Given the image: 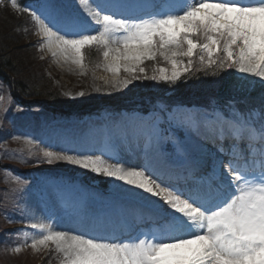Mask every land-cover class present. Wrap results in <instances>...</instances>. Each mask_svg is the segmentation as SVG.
<instances>
[{
  "label": "snow or ice",
  "instance_id": "6c2138e0",
  "mask_svg": "<svg viewBox=\"0 0 264 264\" xmlns=\"http://www.w3.org/2000/svg\"><path fill=\"white\" fill-rule=\"evenodd\" d=\"M78 5L73 12L63 0H0L30 17L40 50L70 71L86 75V61L96 51L102 58L97 68L106 73L99 79L108 89L143 80L174 86L193 71L228 69L241 74L238 91L264 84V0ZM4 100L0 95V111L7 110ZM23 142L28 157L19 162L27 164L38 145L33 138ZM69 142L77 147L45 145L35 163L64 162L120 182L114 187L121 200L98 210L63 181L41 178L29 187L13 176V198L39 197L27 219L35 230L27 245L33 250L54 252L58 264H264V93L248 109L164 105L147 120L113 121ZM133 150L143 160L138 166L122 159Z\"/></svg>",
  "mask_w": 264,
  "mask_h": 264
},
{
  "label": "trees",
  "instance_id": "16d2710c",
  "mask_svg": "<svg viewBox=\"0 0 264 264\" xmlns=\"http://www.w3.org/2000/svg\"><path fill=\"white\" fill-rule=\"evenodd\" d=\"M21 3L31 4L32 0H21ZM34 36L35 27L30 17L16 13L10 7L0 6V95L5 97L3 106L7 109L0 111V141H5L2 134H13L17 125H22L20 121L13 119L19 110L23 115L30 116L35 115L33 109L38 108L49 119L53 116L93 113L108 106L117 110L133 109L132 105L127 104L130 101H135L136 106H142V112L164 105L168 108L184 106L204 109L209 105L224 106L229 103L248 109L257 106L259 97L264 93V84L260 82L253 83L246 91L236 90L234 85L239 82L240 77L234 69H228L217 72L216 75L212 74L213 70L193 71L174 86L151 80L134 81L129 93L119 92L103 99L87 93L84 88L85 95L73 100L55 86L47 61L40 60L42 54ZM90 55L99 56L96 51H92ZM147 66L151 75V62ZM8 162L6 159L0 160V167L9 166ZM39 164L32 161L31 165L20 166L26 180L35 173L32 169L41 170L46 162ZM5 179L0 177V254H4L3 251L6 250L11 255V247L15 241L14 231L9 230L6 215L10 213L16 221L22 220L20 209L23 197H8L9 189L16 185L10 181L6 183ZM95 181L105 186L100 178Z\"/></svg>",
  "mask_w": 264,
  "mask_h": 264
},
{
  "label": "rangeland",
  "instance_id": "374dc122",
  "mask_svg": "<svg viewBox=\"0 0 264 264\" xmlns=\"http://www.w3.org/2000/svg\"><path fill=\"white\" fill-rule=\"evenodd\" d=\"M63 3L66 4L68 8L73 12L80 11L78 0H63ZM34 40L39 45L40 43H42L41 37L37 35L34 36ZM38 49L42 54V58L40 60H46L48 63L49 73L55 83V86L60 89L66 97L72 98L73 100L80 98L77 93L83 90L85 91L84 88H86L87 93H92L95 97L103 99L119 92H123V94L129 93L131 87H133L132 83L126 89H108L105 86L103 80L99 79V77L106 75V73L103 72L102 68H97L98 64H102V58L100 57V55L97 57H91V55L89 54V59L88 61H86V63L88 64L87 74L80 75L79 71H70L67 66L62 65L61 63H57V61L51 56L50 53L47 52V50L41 51L39 46ZM237 74L239 75V77H241V74ZM1 86L2 84L0 83V93L2 88ZM97 87L101 89L100 92L95 91ZM108 92H110L111 94H107ZM159 109L160 107H158L155 111H159ZM33 111H35L36 114H30V116L23 115L20 110L17 111L14 114L13 119L15 121H20L22 125H17L16 129L13 131V134H2V137L5 138V141H0V160H9L8 165L16 170L12 173L10 172L8 166L0 167V169L9 170L8 172L0 171V177L2 176V178H7V181L11 182L12 177L15 175H19L21 179L23 178L22 171H19L18 167L21 165L19 159L28 157V146H26L23 142L25 138H33L35 142L36 140L38 141L36 142L38 147L33 149V151L36 153V156L32 157V159H37V156H42L40 149L45 145H48L52 150H58L59 148H66L71 146L77 147L76 143H70V145L68 144L66 146H61L62 141H79V139H77L76 137V134L72 133L69 130V127L73 125L81 126V129L83 128V126H90V128L98 130L102 129L105 126L111 127L113 121L126 119L129 117L144 118L145 120H147L153 113L152 112L149 115H144L140 112H137V110H135V112H112L107 108L105 110L97 112L96 115H88L84 117L53 116L48 119L42 114L40 109L35 108L33 109ZM32 127L39 128L40 133L38 135H34L32 133ZM16 135L21 136V140H14L13 137ZM65 137H67L68 139L66 140ZM126 152L127 151L123 152L122 155H125ZM11 156H14L15 158H5ZM29 161L30 159L28 160V163H30ZM10 162H14L15 164ZM109 162L111 163L112 161ZM38 172L39 173H37V179L47 178L57 181H63L68 185L69 188L73 189L71 193L73 196L82 199L87 205H90L92 207H96L99 209L106 208L109 204L117 202V199L115 198L117 197V192L114 187L117 182L113 181L110 178L102 176L103 180L106 181L107 184V193L103 194L97 189L99 188V184H97V186L96 184L90 185L84 182L85 180L87 181V178L93 180L98 179L96 178L98 177V175L87 172L86 170L79 169L75 166L68 165L64 162H54L53 164L46 163ZM59 173H61L62 176H60ZM58 177L60 179H58ZM35 182L36 181H34L31 186L34 185ZM49 192H52V190L49 189ZM52 195L54 198L55 193H52ZM7 196L12 197L13 193L9 191ZM38 200L39 197L36 196L31 199L23 198L21 212L24 224L15 227L18 229V240L22 241V244L20 245L21 251L19 253L13 252V254L9 255L7 254L8 251L4 250V254H0V262L5 264H58V260L55 258L56 254L54 252L50 250H41L37 252L31 247L27 246L30 245L32 235L35 234V230L27 227V219L31 215L32 211L38 210L36 209ZM141 228H144V230H146V226L144 225H141ZM25 231L30 233V235L25 237V235L23 234Z\"/></svg>",
  "mask_w": 264,
  "mask_h": 264
},
{
  "label": "bare ground",
  "instance_id": "6f19581e",
  "mask_svg": "<svg viewBox=\"0 0 264 264\" xmlns=\"http://www.w3.org/2000/svg\"><path fill=\"white\" fill-rule=\"evenodd\" d=\"M89 129H94V128H90V126H88V127H84L83 126V128L81 129V126H75V125H73V126H71V127H69V130L72 132V133H75L76 134V137H77V139H79L80 140V138H81V136L83 135V134H85V133H87L88 131H89ZM70 145V142H69V140H67V141H62L61 142V146H66V145ZM72 145V144H71ZM72 147V146H71ZM74 147V146H73ZM122 159H123V161H124V163L125 164H131V165H140V164H142L143 163V160H142V158H140L137 154H136V152L133 150V151H127L126 153H125V155H122ZM120 182H117V184H119ZM125 187H127V186H125ZM146 195V194H145ZM116 199H117V201H120L121 200V197L118 195V193H117V197H115ZM154 199V198H153ZM109 205H111V204H109ZM108 205V206H109ZM107 206V207H108ZM92 207V206H91ZM93 208H95V209H98L99 210V208H96V207H93ZM100 209H103V208H100ZM131 222V221H130ZM63 227H74V225H72V224H70V223H66L65 225H62Z\"/></svg>",
  "mask_w": 264,
  "mask_h": 264
}]
</instances>
